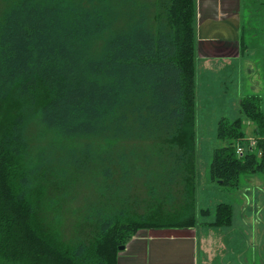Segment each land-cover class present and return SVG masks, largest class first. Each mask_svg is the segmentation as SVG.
<instances>
[{"label": "trees", "instance_id": "trees-1", "mask_svg": "<svg viewBox=\"0 0 264 264\" xmlns=\"http://www.w3.org/2000/svg\"><path fill=\"white\" fill-rule=\"evenodd\" d=\"M197 21V0H0V264H120L140 232L210 217ZM239 106L253 139L222 119L210 166L231 189L264 174V98ZM232 222L220 203L207 225Z\"/></svg>", "mask_w": 264, "mask_h": 264}, {"label": "rangeland", "instance_id": "rangeland-1", "mask_svg": "<svg viewBox=\"0 0 264 264\" xmlns=\"http://www.w3.org/2000/svg\"><path fill=\"white\" fill-rule=\"evenodd\" d=\"M256 29L246 32V40L252 51L242 61L252 64L255 73L258 67L261 69L264 65V28L258 26ZM231 63L236 67L225 66L212 75L205 60L198 57L197 203L199 210L209 209L212 214L208 218L199 217L198 226L194 229L197 241L196 264H252L249 261L252 244L264 252V174L242 177L239 189L222 186L210 177L214 151L223 145L217 137L219 122L224 118L230 121L244 119V130L251 141L255 126L241 115L239 102L246 95L259 94L264 97L260 72L245 81V72L237 67L238 62ZM220 203L230 204L234 208L233 225L215 229L207 224L214 221V211ZM220 237L228 241V249L211 246ZM254 241L260 245L254 244Z\"/></svg>", "mask_w": 264, "mask_h": 264}, {"label": "crops", "instance_id": "crops-1", "mask_svg": "<svg viewBox=\"0 0 264 264\" xmlns=\"http://www.w3.org/2000/svg\"><path fill=\"white\" fill-rule=\"evenodd\" d=\"M197 12L198 57L205 60L212 75L225 66L236 67L231 62L237 61V67L245 72V81L260 72L263 86L264 65L261 69L258 67L256 74L252 64L242 61L252 51L246 40L247 30L255 31L258 26L264 28V0H197ZM254 244L260 245L257 241ZM211 246L224 249L230 245L220 237ZM250 247L252 256L249 261L264 264V252L253 244ZM196 250L194 229L142 231L122 252L120 264H196Z\"/></svg>", "mask_w": 264, "mask_h": 264}, {"label": "built area", "instance_id": "built-area-1", "mask_svg": "<svg viewBox=\"0 0 264 264\" xmlns=\"http://www.w3.org/2000/svg\"><path fill=\"white\" fill-rule=\"evenodd\" d=\"M252 143L254 144V142L252 141ZM244 153H245V149H243V148H238V150H237V154L238 155H240V156H243L244 155Z\"/></svg>", "mask_w": 264, "mask_h": 264}, {"label": "water", "instance_id": "water-1", "mask_svg": "<svg viewBox=\"0 0 264 264\" xmlns=\"http://www.w3.org/2000/svg\"><path fill=\"white\" fill-rule=\"evenodd\" d=\"M125 250V247H121L120 251L123 252Z\"/></svg>", "mask_w": 264, "mask_h": 264}]
</instances>
